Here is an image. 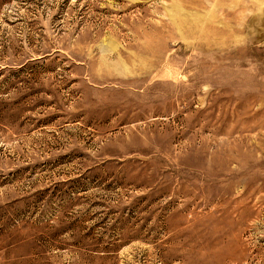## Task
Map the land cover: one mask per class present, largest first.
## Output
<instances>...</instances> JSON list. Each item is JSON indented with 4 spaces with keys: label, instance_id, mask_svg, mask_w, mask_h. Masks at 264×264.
I'll return each mask as SVG.
<instances>
[{
    "label": "rangeland",
    "instance_id": "374dc122",
    "mask_svg": "<svg viewBox=\"0 0 264 264\" xmlns=\"http://www.w3.org/2000/svg\"><path fill=\"white\" fill-rule=\"evenodd\" d=\"M0 264H264V0H0Z\"/></svg>",
    "mask_w": 264,
    "mask_h": 264
}]
</instances>
